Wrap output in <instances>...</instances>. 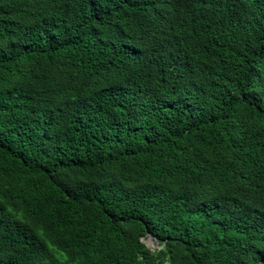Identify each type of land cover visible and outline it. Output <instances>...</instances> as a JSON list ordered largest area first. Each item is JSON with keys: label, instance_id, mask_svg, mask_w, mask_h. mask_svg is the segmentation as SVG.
I'll return each mask as SVG.
<instances>
[{"label": "trees", "instance_id": "obj_1", "mask_svg": "<svg viewBox=\"0 0 264 264\" xmlns=\"http://www.w3.org/2000/svg\"><path fill=\"white\" fill-rule=\"evenodd\" d=\"M0 264H264V0H0Z\"/></svg>", "mask_w": 264, "mask_h": 264}, {"label": "rangeland", "instance_id": "obj_2", "mask_svg": "<svg viewBox=\"0 0 264 264\" xmlns=\"http://www.w3.org/2000/svg\"><path fill=\"white\" fill-rule=\"evenodd\" d=\"M156 239V238H155ZM146 242L152 247L153 249L159 248V246L156 245V242H160V240L156 239L155 241L153 239L147 238Z\"/></svg>", "mask_w": 264, "mask_h": 264}, {"label": "water", "instance_id": "obj_3", "mask_svg": "<svg viewBox=\"0 0 264 264\" xmlns=\"http://www.w3.org/2000/svg\"><path fill=\"white\" fill-rule=\"evenodd\" d=\"M147 238L153 239L154 241L156 240L155 237L153 236V234H152L151 232L148 233V236H147V237H144V238H143V241H144L146 244H148V243L146 242ZM157 240H158V239H157ZM159 240H160V239H159ZM148 245H149V244H148ZM156 245L159 246V248L162 247V246L160 245V242H159V243L156 242ZM149 246H150V245H149Z\"/></svg>", "mask_w": 264, "mask_h": 264}]
</instances>
